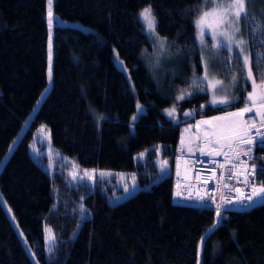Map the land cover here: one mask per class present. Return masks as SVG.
Instances as JSON below:
<instances>
[{
    "label": "trees",
    "instance_id": "16d2710c",
    "mask_svg": "<svg viewBox=\"0 0 264 264\" xmlns=\"http://www.w3.org/2000/svg\"><path fill=\"white\" fill-rule=\"evenodd\" d=\"M149 6L158 34L182 57L169 97L143 63L150 43L139 12ZM53 9L55 18L81 25H53L51 87L36 107L48 84L47 0H0V165L28 122L0 168V192L38 263L264 264V203L231 212L208 235L211 210L171 204L182 125L245 104L243 91L218 106L207 92L176 97L184 78L203 72L194 25L202 0H53ZM257 35L250 53L260 80L255 61L264 35ZM138 105L144 110L133 119ZM172 106L179 122L164 112ZM42 125L78 168L133 173L149 187L111 204L106 181L92 188L69 186L64 171L51 177L30 152ZM158 153L169 173L155 182ZM255 162L264 164V148ZM47 227L55 238L49 253ZM0 264H34L1 202Z\"/></svg>",
    "mask_w": 264,
    "mask_h": 264
},
{
    "label": "rangeland",
    "instance_id": "374dc122",
    "mask_svg": "<svg viewBox=\"0 0 264 264\" xmlns=\"http://www.w3.org/2000/svg\"><path fill=\"white\" fill-rule=\"evenodd\" d=\"M220 2H222V0H217V3H220ZM246 7H247L248 12L251 14V17L247 20L242 18L239 22V27H240L241 32L240 34H238V38H241L247 41L245 45V51L240 54L241 59L237 58L238 49L235 43H233L228 49H225V48L217 49L214 47L216 41H214L211 36L212 30L206 29L205 43L202 46L199 43V38L197 35V30H196V36H197V40L200 46L201 57L208 61V69H207L208 81L205 82L201 79L204 76V70L202 74L200 75L189 76V77L184 78L183 80L186 82V84L183 86V88L179 89L180 91L176 96L177 99H179V97L182 95L185 96V98L190 97L196 91L207 92L210 97V104L214 106H218V105L228 104L230 102L237 100L241 94V91H243L244 92L243 97L245 99V104L243 107L239 108L237 111H234L233 113H238L246 106H251L249 103H247L248 95L252 93L253 91H260V90L258 88L254 89L251 80L247 78L246 68L242 66V57L244 55H247L251 59L250 37L251 36L255 37V36H258L257 34H260L259 31H256V32L252 31L253 27L256 24H264V0H250V2L247 3ZM51 10L53 14V23L51 26L49 25V31H48V39H49L48 40V71H47L48 84L45 90L43 91V93L41 94V96L39 97V99L37 100L36 107H38V105L41 103L44 96L48 93L51 87L52 56H53L52 37H53V27H54L53 25L57 22L58 23L56 25H71V24L81 25V23L79 22L65 20L60 17H56L58 20L57 21L56 18L54 17L53 0H52ZM212 10H213L212 6L204 3V0H202V9L195 20L200 18L202 11L211 12ZM47 14H48V2H47ZM155 21H156V18H155ZM208 22L215 24V19L213 17H209ZM156 25H157V21H156ZM143 27L147 35V38L149 40V43H150V47L146 48L142 53L143 63L150 71L152 77L158 83L159 88L162 91L163 90L165 91L167 87L169 86V84L171 83L174 84L173 82L174 79L177 76H179L180 68L182 67L181 65L182 57L179 54L172 53L168 49L167 43L164 45L163 49H161L158 45V42H155L154 38H152L150 34L148 33L146 24H143ZM84 28L86 29L87 27L84 26ZM219 30L220 29L217 28V31ZM217 39L221 41L223 40V38L219 36H217ZM202 47L204 49L203 51L201 50ZM114 62L121 70L125 72L128 70L125 62L118 56H117V60L114 59ZM229 66H230V70H229ZM49 71L51 72V75H49ZM252 71H253V67H252ZM253 75L256 79V84L259 85L262 82L261 79L258 80L256 78L254 71H253ZM170 91L166 90L165 94L164 93L163 94L169 97L173 93L172 89H170ZM187 93H191V95L190 96L186 95ZM225 96L228 99V103L222 104V103L213 102L214 100H219L221 98H224ZM173 109L175 110L174 114L172 116H169L168 112ZM143 110H144V107L142 105H138L135 118L138 117V115ZM164 112L173 121L179 122V118H178L177 110L175 106L167 108ZM32 113H34V110ZM231 114L232 112H227L224 114L215 115L214 117L210 119H206V118L197 119L196 125L198 124L199 127L204 128V131L206 130V136L208 137L210 136L212 138L213 137L222 138L218 135H213V133L214 132L218 133L221 129L227 127L233 121L241 122L244 116L252 117L250 118V120L261 119V117L255 115L254 112H246L243 114V116H240V117H235V116H232ZM217 118H224V119H217ZM205 121H209L211 123H204ZM27 123L22 128L17 139L11 144L7 155L3 158L0 168L2 164L7 160L12 150L14 149L16 142L19 139L20 135L22 134L23 130L25 129ZM196 125L193 124V122L184 123L182 125L180 141H179V145L181 149L184 148L187 142L195 140V139H199V136L201 135V133L199 134V129ZM241 127H243V125H241ZM181 149H179V151ZM182 151L184 150L182 149ZM30 152H31V155L41 164L42 168L51 177H53V175L56 172L60 173L64 171L63 172L64 180L67 182L69 186H76L79 183H86L87 185L93 188V187H96L99 182L106 181L105 184L113 186L114 192L110 196L111 204H116L123 200H126L132 195H134L140 189H147L149 187L148 185L140 186L137 181L136 176L133 173L116 172V171H108V170L100 171L97 169H90V168L89 169L78 168L68 156L63 155L60 151L55 150L53 148L51 144V140H50L49 129L45 127L44 125H42L35 132L34 137H33V142L30 146ZM145 154H146V151L135 155V160H141V161L144 160ZM155 161H156V164L160 166V172L157 175V177L154 179L155 182H157L164 175L169 173V166L166 160L162 159V157L160 156V153H158ZM101 173H103L104 175H101ZM126 187L128 189L127 191H125ZM105 189L106 187H103V190ZM0 202L3 208L5 209L7 215L9 216L10 221L13 224L15 230L17 231L19 237L21 238L22 243L27 249L33 263L39 264L35 256L32 254L27 244L26 238L21 228L19 227L9 205L6 203L5 199L3 198V195L1 192H0ZM262 203H264V194H261L256 202V204H262ZM45 232H46V247H47V252L49 253L52 250V247L54 246L55 238H54L53 233L48 227L45 229Z\"/></svg>",
    "mask_w": 264,
    "mask_h": 264
},
{
    "label": "built area",
    "instance_id": "2783aa9c",
    "mask_svg": "<svg viewBox=\"0 0 264 264\" xmlns=\"http://www.w3.org/2000/svg\"><path fill=\"white\" fill-rule=\"evenodd\" d=\"M253 121L255 127H252ZM246 130V138L251 139L252 143L249 145L234 142L230 148L225 149L224 153L228 154L227 161L224 155L204 156L201 148H197L196 153L180 150L175 157L171 204L211 210L213 222L207 234L220 227L231 212L254 206L261 195L253 193L252 186L264 185V178L260 177V169L264 164L255 162L256 149L264 148V143H261L264 139V127L261 126L260 119H253ZM249 149L248 156H245L243 152ZM252 167L257 171L247 175L249 183L246 184L243 169ZM247 196H251L252 200L244 199ZM217 208L220 210L219 217Z\"/></svg>",
    "mask_w": 264,
    "mask_h": 264
},
{
    "label": "snow or ice",
    "instance_id": "6c2138e0",
    "mask_svg": "<svg viewBox=\"0 0 264 264\" xmlns=\"http://www.w3.org/2000/svg\"><path fill=\"white\" fill-rule=\"evenodd\" d=\"M48 2V23L51 26L53 23V14L51 10L52 6V0H47ZM250 2V0H222V2L217 3V0H204V3L209 4L212 6L213 10L211 12L202 11L200 18L194 21L195 28L197 30V35L199 38V43L203 46L205 43V34L206 29H211V36L214 41H216L214 47L219 48H225L228 49L230 46L235 43L238 52H237V58L241 59V53L245 51V45L247 41L238 38V34H240L241 30L239 27V22L242 18L245 20L249 19L251 17V14L247 10V3ZM209 17H213L215 19V24L208 22ZM139 18L143 22V24H146L147 31L150 34L152 38H154L155 42H158V45L161 49H163L164 45L167 43L166 38H162L159 36V34L156 32V21L152 13L151 7H147L143 9L139 13ZM217 28L220 30L217 31ZM253 32L259 31L260 35H264V24H256L253 29ZM217 36L222 37L223 40H218ZM204 50L203 47L201 49ZM256 67H257V75H259L261 79V83L259 85L256 84V79L253 75L252 71V65L253 61L249 58V56L244 55L242 57V66L246 68L247 71V78L251 80L252 85L255 88H258L260 91H253L250 93L247 97V103H249L251 106H246L238 113H232V116L240 117L243 116L246 112H254L255 115L261 117L260 124L262 127H264V53H258L257 59L255 61ZM201 66L204 70V76L201 78L203 81H208V61L205 59H201ZM230 70V66H229ZM49 75H51V72L49 71ZM186 95H191V93H187ZM185 96H180L179 99H184ZM214 103H228V99L225 96L224 98H221L219 100H214ZM174 109L170 110L168 112L169 116H172L174 114ZM135 119V117H133ZM217 119H224V118H217ZM204 123H211L209 121H205ZM252 127H255V121L252 123ZM257 132L259 133V129H257ZM213 135H218L222 137L226 141H233L237 144H251L252 140L247 139V130L244 131L243 134H241V122L240 121H233L231 124H229L227 127L221 129L218 133L214 132ZM207 143H211V141L206 139ZM217 144H219V140L216 141ZM261 143H264V139L261 140ZM228 147H231V144H228ZM249 150H245L243 154L245 156H248ZM203 154V153H202ZM225 156V159L227 161L228 154L227 153H219ZM237 159L239 160V153L236 154ZM257 169L255 167L252 168H245L243 169V174L245 175L244 183H249V180L247 179L248 174H255ZM261 173L264 174V167L260 169ZM101 175H104L101 173ZM75 178V177H74ZM127 187L125 188V191H127ZM252 192L259 195L264 194V185H261L260 187L252 186ZM200 199H203L201 197ZM244 199H247L249 201L252 200L251 196L244 197ZM243 202V200L241 201ZM220 210L217 208V216L219 217Z\"/></svg>",
    "mask_w": 264,
    "mask_h": 264
},
{
    "label": "crops",
    "instance_id": "0c3cea01",
    "mask_svg": "<svg viewBox=\"0 0 264 264\" xmlns=\"http://www.w3.org/2000/svg\"><path fill=\"white\" fill-rule=\"evenodd\" d=\"M212 117L214 116L207 117L206 119H210ZM250 118L252 117L244 116L242 118L241 125H243V127H241V130H242L241 134L244 133L247 124L251 121ZM196 122L197 120H195L193 124L196 125ZM196 126L199 129V134L201 133V135L200 136L198 135L199 139H195V140L187 142L184 148H182L184 152L196 153V148L198 147V148H201V154L203 153L202 155L204 156H221L222 154H219V153H224L225 149L228 148V144L230 143L232 145L235 142V140L229 142V141L224 140L223 138H215V137L212 138L210 136L208 137L206 136V130L204 131V128L199 127L198 124ZM206 139L211 141V143H207ZM217 140H219V144L216 143Z\"/></svg>",
    "mask_w": 264,
    "mask_h": 264
},
{
    "label": "water",
    "instance_id": "95a60500",
    "mask_svg": "<svg viewBox=\"0 0 264 264\" xmlns=\"http://www.w3.org/2000/svg\"><path fill=\"white\" fill-rule=\"evenodd\" d=\"M208 235V234H207Z\"/></svg>",
    "mask_w": 264,
    "mask_h": 264
}]
</instances>
